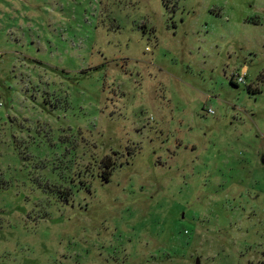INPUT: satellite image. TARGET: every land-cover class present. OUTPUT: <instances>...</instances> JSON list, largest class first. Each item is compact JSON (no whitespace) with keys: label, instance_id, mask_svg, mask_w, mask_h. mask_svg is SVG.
<instances>
[{"label":"rangeland","instance_id":"374dc122","mask_svg":"<svg viewBox=\"0 0 264 264\" xmlns=\"http://www.w3.org/2000/svg\"><path fill=\"white\" fill-rule=\"evenodd\" d=\"M263 156L264 0H0V264H264Z\"/></svg>","mask_w":264,"mask_h":264},{"label":"trees","instance_id":"16d2710c","mask_svg":"<svg viewBox=\"0 0 264 264\" xmlns=\"http://www.w3.org/2000/svg\"><path fill=\"white\" fill-rule=\"evenodd\" d=\"M104 168H107V169H106V171H105V174L102 175V179L105 180V181H108V179H109V175L111 174V171L108 170V168H111V165H109V164L106 163V164L104 165Z\"/></svg>","mask_w":264,"mask_h":264},{"label":"water","instance_id":"95a60500","mask_svg":"<svg viewBox=\"0 0 264 264\" xmlns=\"http://www.w3.org/2000/svg\"><path fill=\"white\" fill-rule=\"evenodd\" d=\"M261 163H263V164H264V156H263V157H261Z\"/></svg>","mask_w":264,"mask_h":264},{"label":"built area","instance_id":"2783aa9c","mask_svg":"<svg viewBox=\"0 0 264 264\" xmlns=\"http://www.w3.org/2000/svg\"><path fill=\"white\" fill-rule=\"evenodd\" d=\"M239 80H242V77L241 76H239Z\"/></svg>","mask_w":264,"mask_h":264}]
</instances>
